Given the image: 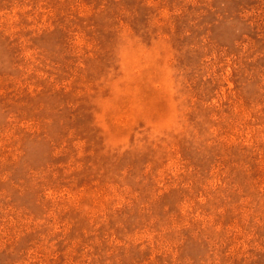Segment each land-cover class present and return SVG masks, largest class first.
<instances>
[{"label":"rangeland","instance_id":"1","mask_svg":"<svg viewBox=\"0 0 264 264\" xmlns=\"http://www.w3.org/2000/svg\"><path fill=\"white\" fill-rule=\"evenodd\" d=\"M0 264H264V0H0Z\"/></svg>","mask_w":264,"mask_h":264}]
</instances>
